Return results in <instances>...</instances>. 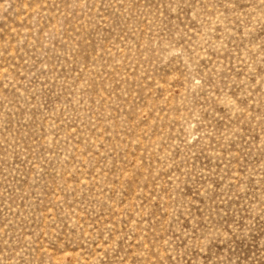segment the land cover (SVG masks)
Listing matches in <instances>:
<instances>
[{"label":"rangeland","instance_id":"obj_1","mask_svg":"<svg viewBox=\"0 0 264 264\" xmlns=\"http://www.w3.org/2000/svg\"><path fill=\"white\" fill-rule=\"evenodd\" d=\"M0 264H264V0H0Z\"/></svg>","mask_w":264,"mask_h":264}]
</instances>
